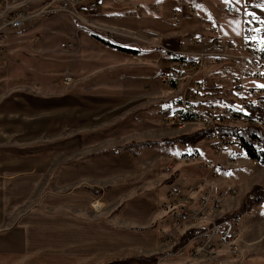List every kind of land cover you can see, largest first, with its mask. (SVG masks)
<instances>
[{
	"label": "crops",
	"instance_id": "crops-1",
	"mask_svg": "<svg viewBox=\"0 0 264 264\" xmlns=\"http://www.w3.org/2000/svg\"><path fill=\"white\" fill-rule=\"evenodd\" d=\"M187 3L201 15L194 9L188 12ZM243 3L227 6L239 11ZM209 5L206 0H98L87 17L96 28L66 24L64 40L74 47L65 61L50 45L40 44L46 55L40 47L34 64H26L33 54L22 45L13 47L15 35L7 34L11 60L36 74L10 80L12 63L0 69V264L205 263L188 253L177 254L174 247L187 230L205 228L222 217L224 208L210 211L198 225L177 227L162 204L171 188L200 187L188 203L196 208L207 190L206 179L223 186L194 161L177 163L173 176L163 172L171 153L195 150L208 160L213 157L200 150L206 137L195 145L166 141L196 130L187 126L201 124L165 123L183 112L174 102L178 95L161 79L173 63L171 53L219 52L215 35L205 28L213 24ZM174 10L199 19L201 35L184 40V32L172 27L177 25ZM58 27L50 24L49 33L64 28ZM20 30L17 37H24L27 31ZM96 37L135 52L118 50ZM197 37L200 41L195 42ZM223 60V65L194 74L206 90L223 72L232 73L230 88L233 85L238 71L232 59L218 62ZM52 68L57 69L55 76ZM65 75L75 80L65 83ZM207 92L204 98L216 94ZM61 134L63 147L44 149L41 136ZM151 141L155 144L119 149ZM215 153L214 160H230L228 151Z\"/></svg>",
	"mask_w": 264,
	"mask_h": 264
},
{
	"label": "built area",
	"instance_id": "built-area-1",
	"mask_svg": "<svg viewBox=\"0 0 264 264\" xmlns=\"http://www.w3.org/2000/svg\"><path fill=\"white\" fill-rule=\"evenodd\" d=\"M94 1L44 0L37 7L36 0H0V69L6 64L7 34L9 32L22 29L30 21L45 19L61 12H72L76 18L80 20L86 19L83 12H90V9L95 7ZM252 1L245 0L239 10L243 20V40L240 47L236 48L232 40L222 39L217 36V27L214 24H210L208 28L215 33L214 41L218 46L219 52L200 50L185 55L182 54L185 60L174 61L175 67H171L162 73V82L165 86L175 85L177 82L184 83L185 92L181 94L180 99L182 112L194 114L206 128H211L207 135L213 141V148L217 152L232 149L234 153L238 154L243 151V148L238 138L223 135L216 128L215 124L222 117L218 115L221 111L213 106V102H207L204 105L192 103L196 100L195 97L206 90V84L203 81L195 80L194 74L190 71L210 67L223 58L232 59V63L238 71L233 80V90L236 93L237 103L241 107H244L249 102L255 103L264 116V88L259 87V85H264V23L259 22L264 21V13L256 10ZM185 9L192 12L193 5L187 3ZM235 11H237V8L234 5L229 4L227 6L228 13L234 14ZM246 13H255L258 19L253 20ZM184 14L183 10L173 11L176 24L180 23ZM31 18L33 20H30ZM257 28L260 29L259 32L255 30ZM198 41H200V37L195 39V42ZM60 45L62 49H72L74 46L70 40H64ZM63 80L65 83H70L75 79L71 75H65ZM220 91V89H216L215 93H220ZM197 99L200 100L201 96L197 97ZM229 112L228 117L241 118L247 122L259 120L250 117L249 112L243 108H231ZM165 123L185 125L187 121L180 115L178 117H167ZM263 147V142L257 144V149H262ZM181 161L198 162L201 168L212 172L215 179L224 178L234 168V160L224 164L218 159L211 161L204 158L200 152L189 150L178 154H169L166 173L172 176L175 173V165ZM204 185L208 187L202 193L200 204L197 208L189 207V193L192 190L196 191L200 187H190L187 190L174 187L168 191L167 197L162 204L163 209L176 222L195 221L200 224L203 221L202 218L205 211H215L221 208L228 194L235 192V189L231 186L220 189L212 182L207 181V179L204 181ZM240 232L237 219L213 220L202 232L194 235L185 245L179 247L176 252L178 254L188 253L195 257L216 258L222 252V247L233 248L238 246L237 240ZM234 242L235 244L231 247Z\"/></svg>",
	"mask_w": 264,
	"mask_h": 264
},
{
	"label": "rangeland",
	"instance_id": "rangeland-1",
	"mask_svg": "<svg viewBox=\"0 0 264 264\" xmlns=\"http://www.w3.org/2000/svg\"><path fill=\"white\" fill-rule=\"evenodd\" d=\"M206 1L210 4L209 6L211 7L209 11L210 16H211L210 19L213 21V24L217 27L216 33L219 35H222V37L227 36V38H231L232 41L235 43L236 48L240 47L241 45L240 42H242L241 36H242V26H243V23H242L243 20L241 21L242 18H240L241 16L239 17L240 11L237 10L234 12V14L228 13L226 10L228 3H225V0H206ZM241 1L242 0H239V3H237V0H230V3L240 4ZM43 2L44 0L39 1V2L36 0L35 3L37 4L36 6L39 7L38 5L42 4ZM97 3H98V0H95L94 4L96 5ZM252 4L255 6L256 10L261 11L258 9L257 6L264 5V0H253ZM193 9L196 10L194 6H193ZM90 10L92 11L93 9H90ZM88 12L89 11L83 12V15L86 16V19H83V20L76 18L75 14L72 12H64V13L61 12L53 16H49L45 19H39L36 22L30 21L25 27L22 28V31L24 30L27 31L24 37L23 36L17 37L19 36V34L22 33L21 30L13 31L12 33H10V35H8V37L11 35H15L12 38V39L16 38L13 43V47H18L19 45H22L23 48H25L27 52H30L33 54V56H31V60L29 61L27 60L26 64L28 63L29 64L31 63L32 65L34 64L36 56L38 57L39 55H41V54L38 55V51L40 47L43 48L42 54L44 55L42 56L46 55V51H44L45 48L42 47L40 44H43L44 46L50 45L53 49L56 50V53L59 59L65 61L66 54L71 53L73 49V48L72 49H62L60 45V43L64 41L66 24L74 21L76 24L80 26L79 28H81L82 26L83 28H85V26H87L88 28L92 29L93 27H95V24H91L88 21L87 19L89 15ZM195 12H197L198 15H201L200 11L196 10ZM262 13H264V10H262ZM185 14L181 18L180 23H178L177 25L172 24L173 25L172 27L184 32V34H182L181 36L184 40L186 38V39H191L192 41L194 36L201 35V31H202L201 26L199 23V19L197 18L194 19L192 17L185 18ZM30 20H33V18H31ZM53 23L57 24V26H59L58 28L60 27H64V28H60L59 30H57V32L51 34L49 33V26L50 24H53ZM205 28H208V27L205 26ZM85 29L87 30V28ZM202 35L205 38L210 37L208 34H205L204 32H202ZM214 35L215 33H213V36ZM47 39H48L47 41L48 43L45 44ZM222 39H224V37ZM10 40H9V43H10ZM171 55H172L171 59H173L174 55L173 54ZM11 58H13V56L9 53V48H8L7 54H6V64L3 69L4 70L9 69V66L12 63L11 66L14 67V70L12 71V74L10 76V80H14V79L22 80L25 77L29 78V75L32 76L36 74L34 71H30V69L27 70L26 65L20 66L14 60H11ZM135 58L137 59L138 57L136 56ZM49 61H51V59L44 60L42 63L46 64ZM172 62L173 63L171 64V67L174 68L175 67L174 59ZM223 62L224 60L222 62H217L213 64L211 67L214 68L217 65H223ZM42 63L39 66H41ZM52 64L54 65V67L56 66L55 61H53ZM56 71H57L56 68L55 69L52 68L51 75L55 76L57 74ZM198 71H200V69L192 70L190 72L192 74H195ZM221 75L222 76H220L218 80L219 82L218 81L214 82L213 85L210 86L211 90H204L203 92H201V94L197 96L199 98L200 95H202L201 99L198 100L197 97H195L196 100L192 103H194L195 105H199V104L204 105L207 102H213V106H215L218 110L221 111L219 112L218 115L221 116L222 119L217 124H215L216 128L218 129H219V126L231 125V126L243 127L250 123H254V125L256 124V125L263 127L264 126L263 119L256 120V122H254L253 120L247 122L241 118L228 117L230 113L229 110L231 108H243L245 110L247 109H246V106L241 107V105L237 103L236 93L233 90V85L230 88V84H232V78H231L232 73L223 72ZM163 86L168 88L171 93L178 95L175 97L174 102L176 104L177 102H179L180 104L181 94L185 92L184 83L181 84L180 82H177L175 85L170 84V85L165 86L163 84ZM222 87L224 88L223 90H222ZM216 89H220L221 91L220 93L213 94L214 98H204V96H206L207 93L210 94V92H206V91L215 92ZM224 93L225 94L233 93V95L235 93V97L229 96V95L226 96L224 95ZM191 123H194V125L195 123H198L201 125H196L195 127L187 126L189 128H187L186 126L184 127L190 130H195V129L198 130V128L205 127L203 126L204 124H202L200 121H197V120H193V121L187 120L186 124H191ZM175 125H179V124H175ZM44 131L45 130H43V132ZM60 131L61 129L59 128L58 132ZM205 137L207 138V140L204 139L203 141L199 143L200 150L205 156H211L213 157V160H214L216 156V153L214 151L215 149L213 148L214 150L212 151V149L210 148V146L213 147V141L208 137V135ZM229 137H233V136H229ZM233 138H236V137H233ZM63 141H65V137L63 134L57 135V136H52V135L41 136V142L44 146V149L49 150V151L51 149L58 150L61 147H63L64 144L61 145V142ZM54 142L56 143V145H53ZM225 151H228L231 155L230 157H228L230 160L225 161V162L223 161V163L227 164L229 163V161L234 160V168L232 169L230 174L226 175L224 178L220 180H217V183H218V186H223V187H220V189H224L226 188V186H231L232 188L235 189V192L229 193L228 197L224 200L221 208L213 211V212L220 211L224 208L225 214H223V216L234 215V214H237L238 212H241L242 202L244 198L246 197V195L249 194V191L252 188V186L254 184L264 185V163L263 162H259L257 160L251 159L250 157L247 156L244 150L238 154L234 153L232 149L224 150L222 153H224ZM167 164H168V158L164 165L163 172L167 176H169L166 173ZM176 166L177 165H175V170H176ZM194 192L195 190L190 191L189 200ZM210 211H205L203 218H202L203 220L206 219V216ZM222 217L216 218L215 220H220ZM236 219L238 221V227L240 228V231H241L239 234V239L237 240L238 246L233 247V248L222 247L221 248L222 252L216 258L221 257V258H227V259L223 260L224 262H219V263L220 264H264V202L254 204L249 210L244 212L240 217H236ZM180 222L181 221H178V222L175 221L177 227L183 226V225L187 226V225H198L199 224V223L197 224L195 221L193 222L183 221L185 223H180ZM211 222H213V220ZM234 244L235 242L231 245V247ZM195 258H203L201 259L202 261L205 262L203 264H209L207 262H211L212 260L215 259V257L212 259V258H204L201 256H198Z\"/></svg>",
	"mask_w": 264,
	"mask_h": 264
},
{
	"label": "trees",
	"instance_id": "trees-1",
	"mask_svg": "<svg viewBox=\"0 0 264 264\" xmlns=\"http://www.w3.org/2000/svg\"><path fill=\"white\" fill-rule=\"evenodd\" d=\"M103 43L116 48L118 50L124 51V52H135V49L119 46L111 41L105 40L100 37H96ZM173 54L174 61L185 60V57L182 55H178L175 53ZM247 111L249 112L250 117L257 118V119H263V115L261 114L257 104L249 102L245 104ZM183 119L187 120H193L196 118V116L192 113H182ZM211 128H202L198 129L192 133L189 134H182L179 137L175 139H167V142H180L185 145H195L197 142H199L201 139H203L207 134L209 133ZM220 133L226 136H233L239 139L241 146L248 157H250L253 160H257L259 162L264 163V147L262 149H257V144L259 142L264 143V129L263 127L259 125H254V123H250L248 125H245L243 127L239 126H219ZM155 144V142H145V143H129L123 147H120L119 149L123 150L126 148H138L143 145H150ZM264 202V185L260 184H254L252 188L249 191V194L246 195L242 202L241 206V212H238L234 215H225L220 220L223 219H236V217H240L244 212L249 210L254 204L256 203H263ZM219 220V221H220ZM204 227L199 228H193L187 230L180 238L179 242L175 245L174 250H177L179 247L185 245L194 235L197 233H200L204 230Z\"/></svg>",
	"mask_w": 264,
	"mask_h": 264
},
{
	"label": "snow or ice",
	"instance_id": "snow-or-ice-1",
	"mask_svg": "<svg viewBox=\"0 0 264 264\" xmlns=\"http://www.w3.org/2000/svg\"><path fill=\"white\" fill-rule=\"evenodd\" d=\"M230 0H225V3H229ZM237 3H239V0H237ZM258 7H264V5H258ZM246 15H249L252 17L253 20H257L258 18L256 17L255 13H246ZM260 23H264V21H259ZM257 32L260 31L259 28L255 29ZM254 39V38H253ZM259 87L264 88V85H259Z\"/></svg>",
	"mask_w": 264,
	"mask_h": 264
},
{
	"label": "bare ground",
	"instance_id": "bare-ground-1",
	"mask_svg": "<svg viewBox=\"0 0 264 264\" xmlns=\"http://www.w3.org/2000/svg\"><path fill=\"white\" fill-rule=\"evenodd\" d=\"M193 120H197V121H198V119H197V118H195V119H193ZM193 120H192V121H193ZM189 122H190V121H189ZM212 219H213V218H212Z\"/></svg>",
	"mask_w": 264,
	"mask_h": 264
}]
</instances>
